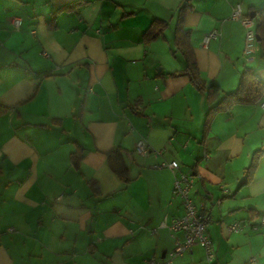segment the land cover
Returning <instances> with one entry per match:
<instances>
[{
    "label": "crops",
    "instance_id": "1",
    "mask_svg": "<svg viewBox=\"0 0 264 264\" xmlns=\"http://www.w3.org/2000/svg\"><path fill=\"white\" fill-rule=\"evenodd\" d=\"M76 1L85 3L47 23ZM184 1L0 0V103L10 108L0 116V264L163 261L173 238L161 223L184 210L171 172L151 169L162 161L196 175L191 196L200 211L208 198L221 200L207 228L214 264H264V157L236 190L264 148V96L216 113L204 136L210 104L182 73L174 45ZM237 5L250 16L264 0H191L184 19L201 79L221 93L236 90L245 67L264 84L258 42L246 63L244 29L229 19ZM155 19L167 27L146 43ZM211 30L218 37L205 48ZM140 139L152 150L145 156L135 152ZM115 148L126 185L107 163ZM234 223L241 232L227 230ZM172 264H205L203 251L194 247Z\"/></svg>",
    "mask_w": 264,
    "mask_h": 264
},
{
    "label": "trees",
    "instance_id": "2",
    "mask_svg": "<svg viewBox=\"0 0 264 264\" xmlns=\"http://www.w3.org/2000/svg\"><path fill=\"white\" fill-rule=\"evenodd\" d=\"M85 2L76 1L69 5L58 8L52 15L49 21L52 23L57 14L62 11H70L83 5ZM191 10V0H185L177 11V22L174 30V45L181 53L185 61V67L182 73L186 75L189 83L196 91L204 93L210 104L209 110L204 122V136L208 131L209 124L214 115L221 111H227L234 105H252L255 104L262 96H264V84L254 75L253 71L245 67L240 74L238 86L236 90L229 93H221L220 89L215 84H205L200 77L197 59L192 50L190 43V32L184 27V19L186 14ZM253 13V12H252ZM255 13V34L259 37L258 46L260 58L264 59V8L254 11ZM167 23L162 20H153L150 26L144 31L143 39L146 43L154 41L158 36L162 35L166 29ZM178 72H173L170 75L174 76ZM10 108L0 103V116L6 113ZM107 163L110 170L120 179L125 185L130 182L128 169L123 161L121 149L115 148L106 154ZM264 157V148L253 152L248 167L244 170V179L239 183L236 190L248 185L254 177L259 160ZM82 159V149L77 146L76 150L70 154V162L75 168L79 167Z\"/></svg>",
    "mask_w": 264,
    "mask_h": 264
},
{
    "label": "built area",
    "instance_id": "3",
    "mask_svg": "<svg viewBox=\"0 0 264 264\" xmlns=\"http://www.w3.org/2000/svg\"><path fill=\"white\" fill-rule=\"evenodd\" d=\"M229 19L240 23L244 29V48L242 55L244 61L250 63L254 51L258 50L256 47L255 21L249 15L243 13L240 5L232 9ZM20 24V19L14 18L12 20L14 30H19ZM217 37L218 33L216 30L207 32L202 38V46L206 48ZM260 107L264 109V99L261 100ZM151 151L145 140L140 139L136 143L135 152L137 154L145 156ZM207 157V155H204V158ZM151 169L157 171L168 170L171 172L173 175L172 193L181 200L184 212L181 217L172 220L167 225L164 224V221L161 223V226L166 227L171 232L173 238V249L169 252L167 258L163 261L150 259L146 264H172L175 258L182 256L186 252H190L194 247L202 249L205 264H214L215 250L207 228L211 221V210L214 206L220 205L221 200L208 198L209 208L200 211L191 196V191L196 180L194 173L181 171L180 165L176 161H162L153 164ZM221 189L224 193L226 192L225 188L222 187ZM261 223L264 224V218L261 219ZM227 230L232 233H239L242 228L239 223H234L229 225ZM8 231L12 232L13 230L9 228ZM154 231L152 230V232ZM178 233L182 234V239L176 235Z\"/></svg>",
    "mask_w": 264,
    "mask_h": 264
},
{
    "label": "water",
    "instance_id": "4",
    "mask_svg": "<svg viewBox=\"0 0 264 264\" xmlns=\"http://www.w3.org/2000/svg\"><path fill=\"white\" fill-rule=\"evenodd\" d=\"M250 18L255 19V13L254 12L250 14ZM259 40H260L259 37L256 36V41L258 42Z\"/></svg>",
    "mask_w": 264,
    "mask_h": 264
}]
</instances>
